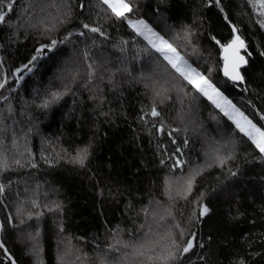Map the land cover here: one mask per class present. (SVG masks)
<instances>
[{"label": "trees", "instance_id": "16d2710c", "mask_svg": "<svg viewBox=\"0 0 264 264\" xmlns=\"http://www.w3.org/2000/svg\"><path fill=\"white\" fill-rule=\"evenodd\" d=\"M126 2L120 19L101 0H5L0 241L16 264H264V158L128 23L144 20L264 129V0ZM233 26L238 84L221 72Z\"/></svg>", "mask_w": 264, "mask_h": 264}, {"label": "snow or ice", "instance_id": "6c2138e0", "mask_svg": "<svg viewBox=\"0 0 264 264\" xmlns=\"http://www.w3.org/2000/svg\"><path fill=\"white\" fill-rule=\"evenodd\" d=\"M5 0H0V22L5 20L6 14L2 10V6ZM14 2V0H13ZM101 2L108 6L111 9L113 14L120 19H127L126 13H130L132 11V7L126 0H101ZM219 3V0H217ZM261 8H264V3H261ZM13 3L7 4V9L9 11L12 10ZM83 3L81 4V8H83ZM264 14V13H262ZM227 19V17H226ZM129 25L134 28L138 35L144 36L145 39L148 40V43L151 48L155 49V51L161 53L163 58L168 62V64L183 77L184 80L187 81L188 84L192 86V88L200 93L202 96L206 97L217 109H219L225 116H227L234 124L236 129L246 136L255 146V149L258 150L260 157L264 158V130L261 127H258L256 123L253 122L252 119H249L243 112H241L238 108L235 107L231 103V101L227 100L219 89L211 82V80L201 74L200 72L196 71L180 53L177 51L175 47L168 40H166L163 36L159 35L158 33L154 32L148 24L145 23L144 20H138L133 23L131 20L128 21ZM264 27V23L261 25ZM85 28H89V25L85 24ZM92 32H97L98 29L95 27L90 28ZM233 38L227 44H222L221 48L223 51V60H224V67L223 73L224 75L232 80V81H240L244 82V76L241 74V67L247 65L248 61L246 58L241 55V50H247L245 41L241 38L238 33V29L233 26L232 27ZM53 44L56 41H52ZM219 44L220 42L217 41ZM264 55V53H261ZM249 55H251L249 53ZM36 57H33L35 60ZM27 67V66H26ZM0 87H3L0 84ZM59 93H52L53 98H58ZM47 106V105H45ZM151 115L153 117L159 116V112L156 110L155 107L151 110ZM143 118V117H142ZM260 118L264 120V114H260ZM163 129L161 128L160 131ZM176 131V129H173ZM174 142V141H173ZM187 144V141H185ZM179 151V149H177ZM87 158V148L81 149L77 152L75 157V162L83 165L85 159ZM163 163V161H161ZM220 163H224V159L220 160ZM183 161L180 159L176 160V167H181ZM233 176H236L237 173L233 172ZM192 180L193 178H189L187 180V189L191 191L192 188ZM4 192V186L0 185V194ZM209 213V208L207 206H202L199 215L201 217L206 216ZM11 222V217H10ZM3 244H0V248H3ZM193 247L192 240L187 241L186 246L183 248V253H188ZM14 264V262H13Z\"/></svg>", "mask_w": 264, "mask_h": 264}, {"label": "water", "instance_id": "95a60500", "mask_svg": "<svg viewBox=\"0 0 264 264\" xmlns=\"http://www.w3.org/2000/svg\"><path fill=\"white\" fill-rule=\"evenodd\" d=\"M227 44V43H226ZM220 55H221V72H222V74H223V76L225 77V78H227L225 75H224V73H223V67H224V60H223V51H222V48H221V50H220ZM241 55H243L245 58H246V56L241 52ZM246 60H247V58H246ZM246 66V65H245ZM245 66H242L241 67V70L245 67ZM241 74H242V72H241ZM228 79V78H227ZM228 80H230V79H228ZM232 83H235V84H238V83H243V82H240V81H232V80H230ZM0 229H1V221H0ZM0 244H2V242L0 241ZM4 246V245H3ZM2 250H3V252H4V255L12 262V264H13V262H14V264H16L15 263V261H14V259H13V257L11 256V254L7 251V249H6V247L4 246L3 248H1ZM183 255H184V253H183V251H182V253H181V255H180V259L183 257Z\"/></svg>", "mask_w": 264, "mask_h": 264}, {"label": "rangeland", "instance_id": "374dc122", "mask_svg": "<svg viewBox=\"0 0 264 264\" xmlns=\"http://www.w3.org/2000/svg\"><path fill=\"white\" fill-rule=\"evenodd\" d=\"M133 23H135L136 21H138V20H141V19H130ZM181 55V54H180ZM182 56V55H181ZM191 65V64H190ZM192 66V65H191ZM193 67V66H192ZM194 68V67H193ZM196 69V68H195ZM196 71H198L197 69H196ZM199 72V71H198ZM220 91V90H219ZM221 92V91H220ZM222 93V92H221ZM222 95L224 96V94L222 93ZM225 97V96H224ZM226 98V97H225ZM227 99V98H226ZM228 100V99H227ZM230 101V100H229ZM232 103V102H231ZM233 104V103H232ZM234 105V104H233ZM255 123V122H254ZM257 126L258 127H260L258 124H257ZM262 128V127H261ZM262 130H264L263 128H262Z\"/></svg>", "mask_w": 264, "mask_h": 264}]
</instances>
